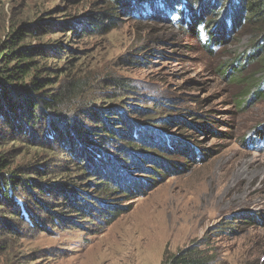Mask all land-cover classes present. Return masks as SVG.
Listing matches in <instances>:
<instances>
[{
	"label": "rangeland",
	"instance_id": "rangeland-1",
	"mask_svg": "<svg viewBox=\"0 0 264 264\" xmlns=\"http://www.w3.org/2000/svg\"><path fill=\"white\" fill-rule=\"evenodd\" d=\"M5 8L15 27L39 19L46 23L35 40L25 42L48 46V65L60 67L71 57L72 73L90 80L87 103L70 111L71 120L91 124L89 117L95 120L109 107L107 98H124L122 103L138 110L137 120L150 119L147 122L154 126H160V117L168 113L165 119L173 122L166 126L168 137L195 144L197 156L203 154L202 161L178 156L185 162L181 171L166 173L133 199L126 200L123 192L113 189L104 203L115 204L120 213L109 224L96 215L86 222L76 219L88 226L86 232L69 225L42 233L23 227L24 238L16 249L18 259L24 258L22 264H163L169 254L193 247L210 257L209 264H264V134L256 131L264 123V97L247 99L239 107L236 96L241 88L216 70L246 48L247 32H238L228 45L208 53L185 28L133 20L116 5L107 7L105 0H7ZM105 10L117 14L114 28L92 31V20ZM132 54L143 63L128 60ZM116 79L131 81L134 91L122 96L112 89ZM157 103L173 107L157 113L152 109ZM19 133L22 142L15 141L16 146L32 139L27 131ZM249 137L255 143H247ZM117 145L113 142L111 154L123 163L126 154ZM41 156L50 160L35 165L41 171L63 164L56 150L46 148ZM152 164L147 158L139 167L131 162L124 167L144 181L153 174L148 169ZM254 169L260 175H254ZM50 178L42 180L44 191L35 192L42 206L30 208L42 225L48 224V208L63 201ZM96 180L79 181L93 192L103 187L95 188ZM20 191L30 202L29 191Z\"/></svg>",
	"mask_w": 264,
	"mask_h": 264
},
{
	"label": "trees",
	"instance_id": "trees-1",
	"mask_svg": "<svg viewBox=\"0 0 264 264\" xmlns=\"http://www.w3.org/2000/svg\"><path fill=\"white\" fill-rule=\"evenodd\" d=\"M6 1L0 0V264H22L24 258L18 259L16 249L24 238L23 227L42 233L69 225L86 232L88 226L76 219L86 222L96 215H102L105 224H109L120 213L115 204L104 203L113 189L123 192L126 200L133 199L143 195L166 173L181 171L185 162L178 156L188 161H202L203 154L197 156L195 144L192 148L186 141L168 137L166 126L173 123L165 119L168 113L160 117V126H154L147 122L150 119L137 120L138 110L130 103H122L124 98H107L109 107L96 114L95 120L89 117L91 124L71 120V112L87 103L84 96L90 80L72 73L71 57L63 60L60 67L48 65V46L25 42L35 40L46 23L39 19L15 27L10 23ZM105 4L116 5L136 21L185 28L208 53L228 45L238 32H247L250 39L246 48L219 64L216 70L241 88L236 96L239 107L247 99L264 97V0H105ZM109 11L101 12L92 20V31L105 33L114 28L117 14ZM130 59L143 63V58L134 54L129 55ZM112 86L124 97L134 91L133 83L123 79L112 80ZM171 107L157 103L152 109L160 113L161 109ZM19 131H27L35 141L27 139L26 144L16 146L15 141L22 142L23 134ZM256 131L258 135L264 134V123ZM46 142L55 144L50 147ZM113 142L119 148L122 146L121 151L126 154L123 163L112 157ZM246 142L252 144L255 140L249 137ZM46 148L50 152L56 150L63 157V164L57 170L44 172L35 167L42 159L50 162L41 156ZM22 149L24 156L19 157ZM147 158L153 163L148 167L153 174L144 181L137 180L124 167L130 162L139 167L140 160ZM45 178L54 182V190L63 200L60 206L48 208V224H52V229L48 224L42 225L30 209L42 206L35 192L45 190L42 184ZM83 178L98 179L95 188L102 185V190L87 192L79 181ZM126 178L130 184L126 185ZM20 190L29 191L30 202L21 197ZM97 206H100L98 211H94ZM57 208L69 216H63ZM89 225L94 226L93 222ZM209 260L206 253L193 247L169 254L163 264H209Z\"/></svg>",
	"mask_w": 264,
	"mask_h": 264
},
{
	"label": "bare ground",
	"instance_id": "bare-ground-1",
	"mask_svg": "<svg viewBox=\"0 0 264 264\" xmlns=\"http://www.w3.org/2000/svg\"><path fill=\"white\" fill-rule=\"evenodd\" d=\"M253 173H254V175H260V171H258V170H253Z\"/></svg>",
	"mask_w": 264,
	"mask_h": 264
}]
</instances>
